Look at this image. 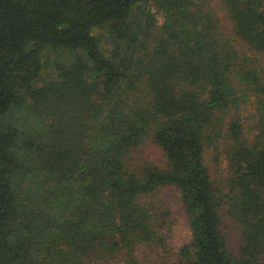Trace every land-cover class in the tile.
I'll return each mask as SVG.
<instances>
[{"label":"trees","instance_id":"1","mask_svg":"<svg viewBox=\"0 0 264 264\" xmlns=\"http://www.w3.org/2000/svg\"><path fill=\"white\" fill-rule=\"evenodd\" d=\"M204 1L0 0V264H139L165 186L191 234L169 264H264V81ZM216 1L264 54V0ZM243 88L256 133L228 123L233 252L203 152Z\"/></svg>","mask_w":264,"mask_h":264},{"label":"rangeland","instance_id":"2","mask_svg":"<svg viewBox=\"0 0 264 264\" xmlns=\"http://www.w3.org/2000/svg\"><path fill=\"white\" fill-rule=\"evenodd\" d=\"M263 1V0H262ZM204 5H209L219 19V25L227 34L232 45L237 50L238 64L242 62L243 69L257 71V77L264 81V54L256 53L241 44L231 32L230 24L223 10L216 0H205ZM264 2V1H263ZM48 56L57 58V54ZM244 89V88H243ZM239 103L237 109H230L223 117L222 124L218 127L219 134L209 144L204 146L203 164L215 187L217 198L221 199L222 208L219 213L221 222L220 233L225 237L228 246L237 251L239 245V224L229 217L227 209L229 203H233V195L236 194L232 188L235 179L234 166L230 160V151L233 143L227 136V127L231 118H236L242 127L241 141L250 142L255 131V93L244 89L237 92ZM154 198L167 211L166 224L159 230L162 241L144 243L137 246L135 255L139 264H169L175 260L179 249L191 239L185 209L181 202L180 192L174 186L160 188ZM105 264H120L119 260H112Z\"/></svg>","mask_w":264,"mask_h":264}]
</instances>
